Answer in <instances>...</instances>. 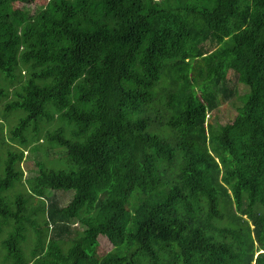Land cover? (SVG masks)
Listing matches in <instances>:
<instances>
[{
	"label": "trees",
	"instance_id": "16d2710c",
	"mask_svg": "<svg viewBox=\"0 0 264 264\" xmlns=\"http://www.w3.org/2000/svg\"><path fill=\"white\" fill-rule=\"evenodd\" d=\"M31 2L0 0V264H264V0Z\"/></svg>",
	"mask_w": 264,
	"mask_h": 264
},
{
	"label": "rangeland",
	"instance_id": "374dc122",
	"mask_svg": "<svg viewBox=\"0 0 264 264\" xmlns=\"http://www.w3.org/2000/svg\"><path fill=\"white\" fill-rule=\"evenodd\" d=\"M47 2H48V0H32L31 4H29L28 7L30 8V11L32 13H35L38 10V7H40L41 5H45ZM16 5L19 6L21 4L17 3V4H15V6ZM231 77L233 78L234 76H231ZM235 80H236V78L233 79V81H235ZM238 86H239L240 90L236 94L235 97L229 98L228 100H225V101H220L219 106L213 112H210L208 114V117H207L208 121L213 123L216 128L221 129L222 125H225V124L231 122L233 120V118L235 117L237 111H238V107L242 104V102L245 101V97H246V94L248 92V88L244 84H242V85L238 84ZM4 103L5 102L0 101V119H2L4 124H5L4 125V133L8 137L9 136V134H8L9 129L11 127H13L14 123H15V120H14L15 116L11 115V117L10 116L5 117V115L2 114ZM40 143L45 145V146H48L47 141L41 140ZM8 149H10V146H7V145L6 146H0V154L3 157H5L7 155ZM51 151L53 152L51 157H54V156L58 157L59 156L60 150L51 149ZM34 158L35 157H33V155L31 154V151L30 152L25 151V158H24L23 162L21 163L22 168L24 170L25 178L36 174L35 169H37V165H36V160ZM60 164H63V163L61 162ZM54 193H55V191H52V190L47 191L48 195H52ZM57 195H59L62 202L67 204L72 199L74 194L72 192H63V191L59 192L58 191ZM77 225H80V223L78 221H75L74 226H77ZM99 241H100V244L97 248V253L100 256L106 255L108 252H110L114 248V245L112 244V242L105 235H101L99 237Z\"/></svg>",
	"mask_w": 264,
	"mask_h": 264
},
{
	"label": "bare ground",
	"instance_id": "6f19581e",
	"mask_svg": "<svg viewBox=\"0 0 264 264\" xmlns=\"http://www.w3.org/2000/svg\"><path fill=\"white\" fill-rule=\"evenodd\" d=\"M43 78V77H42ZM45 83V82H44ZM49 83V82H48ZM29 84V83H28ZM21 85V84H20ZM46 85V84H45ZM48 86H49V84H47ZM17 87H19V86H17ZM30 87V86H29ZM45 87H47V86H45ZM31 88V87H30ZM29 89V88H28ZM27 89H25V91H26ZM32 90H33V88H32ZM43 94V93H42ZM45 94V93H44ZM46 98V97H45ZM45 196V195H44ZM75 196V195H74ZM77 196H78V194H77ZM90 198V197H89ZM13 206V205H12ZM84 210V209H83ZM68 212V211H67ZM3 214V213H2ZM95 215V214H94ZM34 216V215H33ZM1 217V216H0ZM24 222V221H23ZM26 224V223H25ZM66 224V223H65ZM24 225V224H23ZM27 226V225H26ZM28 231H29V229H28ZM40 241V240H39ZM34 243H36V242H34ZM50 258V257H49ZM61 260V259H60Z\"/></svg>",
	"mask_w": 264,
	"mask_h": 264
}]
</instances>
